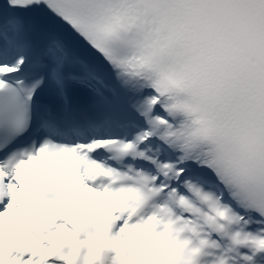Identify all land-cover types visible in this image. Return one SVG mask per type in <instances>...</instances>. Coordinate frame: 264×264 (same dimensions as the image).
Wrapping results in <instances>:
<instances>
[{
  "label": "snow or ice",
  "instance_id": "snow-or-ice-1",
  "mask_svg": "<svg viewBox=\"0 0 264 264\" xmlns=\"http://www.w3.org/2000/svg\"><path fill=\"white\" fill-rule=\"evenodd\" d=\"M0 264H264V0H0Z\"/></svg>",
  "mask_w": 264,
  "mask_h": 264
}]
</instances>
